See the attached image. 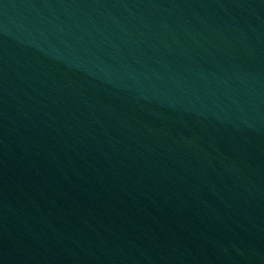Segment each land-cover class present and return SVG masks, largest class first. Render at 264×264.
<instances>
[{
	"label": "water",
	"instance_id": "obj_1",
	"mask_svg": "<svg viewBox=\"0 0 264 264\" xmlns=\"http://www.w3.org/2000/svg\"><path fill=\"white\" fill-rule=\"evenodd\" d=\"M0 264H264V0H0Z\"/></svg>",
	"mask_w": 264,
	"mask_h": 264
}]
</instances>
